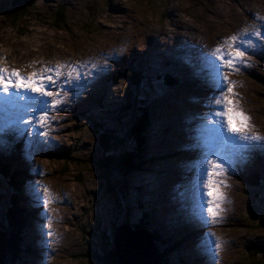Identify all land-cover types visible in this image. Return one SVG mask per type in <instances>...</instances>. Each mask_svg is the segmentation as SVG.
<instances>
[{
	"label": "rangeland",
	"instance_id": "rangeland-1",
	"mask_svg": "<svg viewBox=\"0 0 264 264\" xmlns=\"http://www.w3.org/2000/svg\"><path fill=\"white\" fill-rule=\"evenodd\" d=\"M59 5L64 6L67 13V20L61 27L52 21L53 10ZM262 24L264 0H38L35 8L26 16L21 15L17 22H10L0 14V52L19 50L29 55L35 50L40 60L49 54H65L78 60L76 56L83 54L90 66L107 64L109 69L85 93L63 104L61 109L66 107V111L58 115L55 110L50 111V123L45 128H34L38 132H47L50 142L57 143L62 151L52 147L50 151H42L29 159L23 152L29 140L27 133L17 136L14 128H5L0 114V139L7 134L12 138L10 142L5 141L8 145L7 154L3 155L7 157L5 161L17 158L27 170L32 168L33 174L24 176L20 191L24 184L38 183L48 189L51 199V203L44 207L43 200L49 197L43 192L36 193L38 207L53 216L51 228H48L49 221L45 216L38 221L32 209L18 201L20 207L28 209L25 227L28 246L41 234L40 231L36 235L33 233L31 222L43 223L40 227L44 231L39 240L45 243L44 246L38 250L31 246L32 254L23 258L24 264H39L38 259L40 264H101L97 259L106 250L103 244L111 233L112 219L119 216L121 221L124 210L117 198L100 190L96 161L101 158V151L95 125L101 124L112 132L123 127L121 113L127 103L128 86L123 79L118 84H111L109 78L129 58L136 60L143 74H148L151 91L143 81L141 87L147 96L133 94L136 108L145 109L150 120L143 133L146 138L142 152L145 163L137 172L126 176L127 206L131 209L137 200L140 202L133 211L125 210V218L134 223L141 203H156L159 195L168 197L171 200L164 198L162 202V220L181 229L194 228L192 241L198 248L201 239L206 241L205 250L199 249L208 256L210 264H264V253L252 256L253 250L264 247V187L254 184L258 175L257 180L264 183L259 179L264 177L261 174L264 160L254 163L255 155H264L257 150L247 162H237L234 174L226 173V179L224 176L220 178L227 185L220 191L229 203L221 204L224 211L204 232L195 224V220L199 221L204 215L191 195L189 185L194 172L190 171V162L196 152L214 151L218 145L212 127L200 126V117L205 114L201 105L209 89L196 87L202 80L201 73L193 74L196 71L194 66L198 68L201 64L198 46L204 52H210L244 28L251 30ZM151 36L155 38L151 39ZM185 38L193 44L192 50L179 49L181 53L177 54L175 48L183 47ZM114 47H121V52H112L120 51ZM157 51L163 56L182 54L192 60L198 59L197 65L193 61H179L174 65L162 63H173L169 57H164L163 61L162 57H157L153 62ZM246 59L250 67L240 66L239 71L225 69L228 79L234 82L235 96L231 99L250 118V131L264 137V53L257 52ZM164 74L175 75L179 85L160 88ZM182 80L188 84H183ZM142 101L146 102L138 104ZM99 103L101 108L97 107ZM180 115L188 122H182V128L178 126ZM55 119H59L58 124L51 126ZM163 128L165 132H162ZM31 139L43 140L44 137ZM189 140L198 143L199 148L188 150ZM15 141L19 143L18 149H13ZM31 161L35 165H29ZM255 166L256 170L253 169ZM35 169H39L42 175H37ZM250 175L254 177L250 178ZM147 179L156 181L157 186H150ZM5 183L0 180V199L3 201L12 196L4 187ZM139 183L149 186L137 191ZM161 187L166 189L164 194H160ZM0 212L1 231L3 209ZM180 212L185 214L181 216ZM165 217L168 220H164ZM47 221L48 225L45 224ZM206 230L210 232L207 234ZM49 231L51 236L47 235ZM207 235L211 238L209 243ZM214 240L222 244L218 255L211 251Z\"/></svg>",
	"mask_w": 264,
	"mask_h": 264
},
{
	"label": "snow or ice",
	"instance_id": "snow-or-ice-1",
	"mask_svg": "<svg viewBox=\"0 0 264 264\" xmlns=\"http://www.w3.org/2000/svg\"><path fill=\"white\" fill-rule=\"evenodd\" d=\"M257 52L264 53V24L251 30L244 28L210 52H201L198 57L201 64L193 74L202 72V82L209 89L201 105L205 114L200 117V126L205 129L211 126L218 141L214 151H197L190 162V171L194 170L189 179L190 193L205 213L198 221L201 226L207 223L209 215L214 223L219 213L224 211L221 204L229 203L220 191L221 187H227L220 178L226 173L234 174L237 162H247L257 150L264 155V137L250 131V118L231 99L235 96L234 82L223 73V69L239 71L240 66L250 67L246 57ZM185 62L190 63L188 60ZM108 70L107 64L89 67L58 63L54 68L44 67L39 74L33 72L25 77L15 70L9 72L0 68V114L5 128H14L17 136L27 133L29 140L23 152L29 159L49 146L55 147L47 138V132H38L34 128H45L50 123V111L62 110L63 104L85 93ZM32 137L44 139L33 141ZM6 147V142H0V148ZM187 148L196 150L199 144L189 140ZM34 171L42 175L39 169ZM32 192H43L45 197H49L48 189L38 183L32 186ZM49 203L50 197L43 200L44 207ZM48 221L50 228V217ZM47 235L52 233L49 231ZM205 245L206 241L201 239L198 246L202 251ZM221 247V242L214 240L212 254L218 255Z\"/></svg>",
	"mask_w": 264,
	"mask_h": 264
},
{
	"label": "trees",
	"instance_id": "trees-1",
	"mask_svg": "<svg viewBox=\"0 0 264 264\" xmlns=\"http://www.w3.org/2000/svg\"><path fill=\"white\" fill-rule=\"evenodd\" d=\"M38 3V0H0V14L7 17L10 22H17L21 15L26 14L33 10ZM67 20V13L65 7L62 5L56 6L52 13V21L58 26L65 24ZM135 65V64H134ZM138 68L139 66L136 65ZM139 71V70H138ZM136 69L118 71L119 75L112 78L116 83L118 80L126 81L128 90L132 88L140 89L141 76ZM166 85H173L174 80L171 76L165 75ZM165 85V83H164ZM141 90V89H140ZM139 90V92H140ZM133 99V98H132ZM130 102L124 107L121 113L124 116L123 127L120 131H109L101 124L95 125V132L98 138V148L101 151V158L96 161V169L98 170L100 179V190L105 194H111L120 201V208L124 210V220L130 224V220L125 218L127 214L126 209L129 207L125 201L126 196V176L130 173L137 171L144 163L143 159V146L146 140L144 136L146 123L149 122V116L145 109L134 107V103ZM144 101L138 102L143 104ZM143 107V106H142ZM129 116V117H128ZM165 132V131H164ZM9 179L11 181V168L7 164L0 162V180ZM254 182L255 185H260L259 180ZM264 182V177H260ZM264 184V183H263ZM12 188V183L10 184ZM124 204V205H123ZM0 208L3 209V229L0 231V264H15L16 258L20 257L23 253L21 250V240L19 238L20 227L22 226L23 217L21 210L15 206L14 200L9 203L7 200L0 199ZM130 211L133 209L129 208ZM137 211L140 213L138 224L133 227L134 230H144L149 235L152 245H154L157 255L156 259L160 264H173L170 260V254L177 253L176 264H189L185 260L179 259V252L176 249V242L180 239V235L168 238H162L159 230L152 221L151 216L148 218L149 213L146 212L142 206H138ZM151 213L153 212L150 210ZM18 216V217H17ZM155 218V216L153 215ZM123 221V222H124ZM139 225V226H138ZM149 229V230H148ZM158 247V248H157ZM170 248V249H169ZM263 249L253 250V257L263 254ZM170 253V254H169ZM113 255V254H112ZM112 255L106 253L104 256H98L97 261L102 264H112L114 259ZM16 259V260H15ZM109 259V261H108Z\"/></svg>",
	"mask_w": 264,
	"mask_h": 264
},
{
	"label": "bare ground",
	"instance_id": "bare-ground-1",
	"mask_svg": "<svg viewBox=\"0 0 264 264\" xmlns=\"http://www.w3.org/2000/svg\"><path fill=\"white\" fill-rule=\"evenodd\" d=\"M246 11V10H245ZM180 21V20H179ZM256 25V24H255ZM141 26H143V24H141ZM175 29V28H174ZM177 29H180V28H177ZM184 29V28H183ZM182 29V30H183ZM177 31V30H176ZM162 35V33H161ZM165 35V34H164ZM181 37V36H179ZM155 37H152L151 36V39H154ZM178 38V36H177ZM186 40L182 41L184 43V46H180V47H177L175 49H177L178 53L177 54H180V50L179 49H183L184 51L186 52H189L192 50V47H193V44L190 42L189 39L185 38ZM155 47V46H154ZM114 48H120V51L118 50H114L112 52H121V47H114ZM156 48V47H155ZM91 49V48H90ZM198 50L200 52H203V53H207V52H204L200 46H198ZM33 53H30L29 55H27V52L26 51H19V50H16V51H13V52H0V68H5L7 69L9 72L11 71H17L19 72L20 75L22 76H25L27 77L30 73H40L42 71V69L44 67H52L54 68L58 63L59 64H74L75 62H77L78 64H82V65H88L90 66V62L88 63V58L86 55H79V56H76L78 58V60L74 59V58H69L67 55L65 54H57V55H53L51 56V54H49V56H46L44 60H40V56H38L37 52H35V50H32ZM87 51V50H86ZM167 56H164V57H169L171 60H173L174 62L173 63H169L168 61H164L166 62L167 64H176L178 63L179 61H186L188 60L189 62L193 61L195 65L196 62L198 61V59H190V58H187V57H183L181 55H174V56H170L169 54H166ZM60 56L62 59H64V61H60L59 60V57ZM86 56V58H85ZM73 57V56H71ZM157 57H162V55L160 54L159 51H157V53L154 55V59H153V62H155V59ZM32 59H35L32 61ZM37 59V60H36ZM111 59V58H110ZM162 61L164 60L163 58H161ZM160 59V60H161ZM148 62V61H147ZM141 63V62H140ZM152 63V62H150ZM194 69L196 70L197 67L194 66ZM85 71H87V68L84 69ZM223 73H225V69H223ZM202 76H203V73L201 72ZM185 75H187V72H185ZM48 99V98H46ZM177 99V98H176ZM173 103V102H172ZM56 111V115L60 114V112H64L66 111V107H62V110H55ZM68 111V110H67ZM63 116V115H62ZM62 118V117H61ZM169 120V119H168ZM166 121V120H165ZM59 122V119H55L53 121H51V126H55L57 125ZM182 122L183 124L185 123H188L185 118L180 115V122L178 123V126L179 128H182ZM57 123V124H56ZM186 127V126H185ZM55 133V131H53ZM55 135V134H54ZM57 143L55 142H52L51 141V145H54L56 149H59L62 151V148L58 145H56ZM24 145V144H23ZM50 148H52V146H49L47 148H45L43 150V152H46V151H50ZM7 151H8V148H0V156H3V155H6L7 154ZM42 152V151H41ZM61 155V154H60ZM152 162V161H151ZM29 165H35V162H29L28 163ZM256 170V167L253 168ZM150 172V171H149ZM27 173L29 174H33L32 173V168H30ZM151 173V172H150ZM231 174V173H229ZM143 178V177H142ZM141 178V179H142ZM224 179H226L227 177H223ZM148 180V179H147ZM147 180H145V182H147ZM149 181V180H148ZM151 182L150 186H157V184L154 182V181H149ZM128 183V182H127ZM155 184V185H153ZM32 184H30L29 186L24 184L23 187H22V192H21V197L24 201V204L28 207H30L33 211V214L37 215V218L38 221H40L42 219L41 215L45 216L46 219H48L50 217L53 218L52 214L48 211H44L41 207H38L39 204V198H38V194H34L32 192ZM63 195V194H62ZM167 200H171V199H167ZM196 200V199H195ZM197 201V200H196ZM198 202V201H197ZM18 205V204H17ZM199 210L200 212L205 216V213L204 211L202 210V208L199 206ZM18 217V216H17ZM208 218V219H207ZM207 223L204 224L203 226L200 225V223L198 221H196L193 217V220H195V224L197 226L198 229H200L201 231L204 232V230L206 228H210L213 226V221H212V217L209 215L207 216ZM217 220L214 222L216 223ZM40 224H43V223H34V222H31V230L33 231V233L36 235V233L38 231L41 232L40 235H37V237L35 238V240L30 243V246H32L35 250H38L40 247H43L44 246V242L41 243L39 240L41 239V237L43 236L44 234V231L43 229L40 227ZM46 225H48V221L45 222ZM139 226V225H138ZM49 228V227H48ZM51 228V227H50ZM149 230V229H148ZM208 231L210 232V230H206L205 232L208 234ZM150 238H148V241H149ZM210 236L207 235L206 236V240L207 242L209 243L210 241ZM178 244H181L179 241H177ZM158 248V247H157ZM209 254V253H208ZM209 261V260H208ZM38 263L40 264V260L38 259Z\"/></svg>",
	"mask_w": 264,
	"mask_h": 264
},
{
	"label": "water",
	"instance_id": "water-1",
	"mask_svg": "<svg viewBox=\"0 0 264 264\" xmlns=\"http://www.w3.org/2000/svg\"><path fill=\"white\" fill-rule=\"evenodd\" d=\"M148 238L149 235L144 231H131L126 224L121 223L119 216H114L111 233L103 244L106 250L102 256L106 253L113 254L112 264H160L156 259V250Z\"/></svg>",
	"mask_w": 264,
	"mask_h": 264
}]
</instances>
